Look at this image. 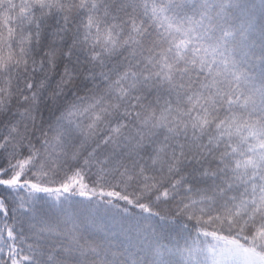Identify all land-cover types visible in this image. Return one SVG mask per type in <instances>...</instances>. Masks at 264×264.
<instances>
[{"label": "snow or ice", "instance_id": "6c2138e0", "mask_svg": "<svg viewBox=\"0 0 264 264\" xmlns=\"http://www.w3.org/2000/svg\"><path fill=\"white\" fill-rule=\"evenodd\" d=\"M0 264H264V0H0Z\"/></svg>", "mask_w": 264, "mask_h": 264}]
</instances>
